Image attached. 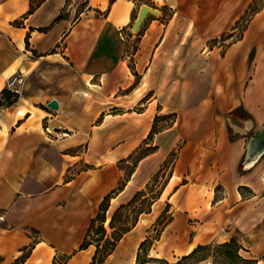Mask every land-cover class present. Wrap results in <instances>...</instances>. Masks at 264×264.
I'll list each match as a JSON object with an SVG mask.
<instances>
[{"label":"crops","instance_id":"crops-1","mask_svg":"<svg viewBox=\"0 0 264 264\" xmlns=\"http://www.w3.org/2000/svg\"><path fill=\"white\" fill-rule=\"evenodd\" d=\"M254 1L0 0V105L12 76L27 82L0 108L1 264L28 250L23 264H90L95 247L80 246L91 220L124 180L120 165L129 173L143 147L152 151L110 199L107 222L175 154L171 175L104 264H135L167 204L171 255L227 242L221 230L231 227L250 243L241 252L264 256V155L243 170L251 134L231 139L228 128L247 120L254 133L264 128V1L239 39L210 46L234 37ZM143 5L159 16L134 34ZM55 65L73 71L79 88L50 95L30 87Z\"/></svg>","mask_w":264,"mask_h":264},{"label":"trees","instance_id":"trees-1","mask_svg":"<svg viewBox=\"0 0 264 264\" xmlns=\"http://www.w3.org/2000/svg\"><path fill=\"white\" fill-rule=\"evenodd\" d=\"M40 1L42 0H39V2ZM259 1L261 2V5L257 7V3ZM263 1H254V3H252L248 8L246 14L241 18L240 22L236 24V30L240 29L241 27L240 35L237 39L242 36V31L245 29L246 23L255 13L259 11ZM224 37L230 38L231 35H226ZM2 97L4 98V102L2 105L8 107L14 104V102L11 101V94L7 90H4L2 92ZM233 113H236V111H234ZM229 133L231 139L238 138V135L231 134L230 129ZM151 151L152 149L148 148L146 153L139 156L138 158H135L132 169L135 167L139 159L145 157ZM174 160L175 154H172L164 162L160 170L152 177L151 181L146 185L145 189L137 192L128 204L120 206L113 213L107 227L105 225L107 222L106 212L108 210L109 201L114 195H116L124 188L127 178L132 172V169L128 174H126V178H124V180L121 181L114 190H112L103 198L102 202L99 205L98 214L94 219L91 220L84 241L80 246V250H84L90 245H93L95 247V253L90 264H104L105 260L113 253L122 237L136 226L139 217L150 212L152 205L160 198L162 191L168 182ZM166 170H168V173L160 189L157 191L152 190V187L157 183V180L162 174L165 173ZM148 195H150L148 204L143 206L142 201H145ZM168 209L169 205L167 204L162 214L167 215ZM131 214L135 215V218L130 223L128 222L127 218L125 220H121V218L128 217ZM162 219L163 218L156 222L158 223ZM170 222L171 217L168 216L166 220L161 224L162 231ZM154 241L155 240L146 238L143 242L140 243L138 252H140L144 247H147L146 250L149 251ZM242 250L244 249L235 238H231L229 241L220 244L212 242L209 244L196 246L188 255L181 257V259L176 264H183L185 262H190V264H193L206 261L208 259H211L213 264H217V262H225L227 264H258V261L254 259L243 258L240 254ZM29 251L30 250H28V252ZM28 252L24 253L20 258L15 260L13 264H23L28 256ZM137 260L138 254L136 257V261ZM1 263L2 259L0 258V264Z\"/></svg>","mask_w":264,"mask_h":264},{"label":"rangeland","instance_id":"rangeland-1","mask_svg":"<svg viewBox=\"0 0 264 264\" xmlns=\"http://www.w3.org/2000/svg\"><path fill=\"white\" fill-rule=\"evenodd\" d=\"M38 1V0H36ZM261 5V2L259 1L257 3V7ZM243 25V24H242ZM241 25V26H242ZM241 29V27H240ZM240 29L236 30V32L232 35L231 39L227 37H222L217 39V41H211L210 46L219 44L223 48L226 47L229 43L233 42L238 38L240 35ZM135 34V33H134ZM137 40H135L132 44L134 48H136L135 43ZM131 64V63H130ZM131 71L133 69L131 68ZM16 75H19L23 79L22 89L23 86L26 85V78L23 76L22 73H18ZM14 75V76H16ZM134 75V74H133ZM136 75V74H135ZM138 81V77H135V82ZM79 79L76 76V74L71 71L68 67L63 65H55L50 67H45V70H41V72L38 73L37 77L32 80L30 83V87L34 90H38L41 93L50 94V95H59L64 93L67 89H74L75 86L76 89L79 88ZM71 84V88H69L67 85ZM169 122H167L166 125H168ZM165 126V124L163 125ZM148 148L143 147L141 151H139L134 158H138L139 156L146 153ZM120 167L123 169L124 172V178L128 171L130 170L131 166L129 165H120ZM168 170L165 171L164 174L160 176V178L157 180V183L152 187V190L157 191L160 189L161 185L165 181V178L167 176ZM150 195L147 196V199L142 201L143 206L148 204V199ZM168 215H164L161 213V215L158 217L159 221L161 218H163L160 222H156L152 228L149 230V234L146 238L155 240L150 248L149 251H147V247H144L141 249L140 252H138V260L135 262L136 264H176L181 257H177L175 255H171L170 253V247L166 244L165 238H166V232L162 234V227L161 224L163 221L166 220ZM127 218L128 222L130 223L132 220H134L135 215L131 214L128 217H123L121 220H125ZM108 225V222H107ZM107 225H105L107 227ZM191 228L184 227L183 232L178 235L176 238H184L188 234V230ZM199 229V228H198ZM161 231V232H160ZM221 233L224 235V233H230L232 238H235L240 245L250 248V243L246 241V238L242 236L239 231L235 230L231 227H225L223 230H221ZM191 237V236H190ZM161 238V240H159ZM157 239V240H156ZM159 241V242H158ZM214 243L220 244V241H214ZM165 254V255H160ZM243 258L250 259L252 257H249L248 255L244 254L243 252H240ZM163 256V257H162ZM165 256V257H164ZM183 257V256H182ZM257 261V260H256ZM259 264H264V256L259 258ZM183 264H190V262H185ZM193 264H213L211 259H208L206 261H202L199 263H193ZM217 264H227L225 262H217Z\"/></svg>","mask_w":264,"mask_h":264},{"label":"water","instance_id":"water-1","mask_svg":"<svg viewBox=\"0 0 264 264\" xmlns=\"http://www.w3.org/2000/svg\"><path fill=\"white\" fill-rule=\"evenodd\" d=\"M148 15L154 17L159 16V12L156 9L143 5L139 9V13L132 26V32L137 34L142 26V23ZM47 107L53 111L58 110V103L55 100L48 102ZM228 128L232 135L246 136L251 134L248 138L245 155L242 162V169L249 170L252 168L259 159L264 155V128L254 133L252 122L246 121L242 128H239L236 124L229 121Z\"/></svg>","mask_w":264,"mask_h":264},{"label":"built area","instance_id":"built-area-1","mask_svg":"<svg viewBox=\"0 0 264 264\" xmlns=\"http://www.w3.org/2000/svg\"><path fill=\"white\" fill-rule=\"evenodd\" d=\"M22 84H23V79L19 75L12 76L7 83L6 90L11 94V101L14 103L21 96ZM3 107H6V106L0 105V108H3ZM62 136H65V135L62 134ZM0 220H2V217H0Z\"/></svg>","mask_w":264,"mask_h":264}]
</instances>
